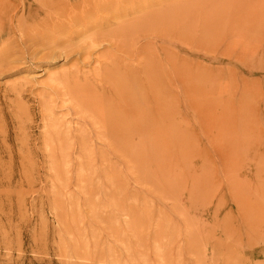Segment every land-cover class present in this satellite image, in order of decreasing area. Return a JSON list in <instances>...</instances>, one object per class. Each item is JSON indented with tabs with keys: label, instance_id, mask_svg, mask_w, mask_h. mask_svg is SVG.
<instances>
[{
	"label": "rangeland",
	"instance_id": "374dc122",
	"mask_svg": "<svg viewBox=\"0 0 264 264\" xmlns=\"http://www.w3.org/2000/svg\"><path fill=\"white\" fill-rule=\"evenodd\" d=\"M85 1L0 0V264H264L262 0H133L124 19L172 3L181 24L127 55L63 33ZM111 52L178 71L173 134H99L74 103Z\"/></svg>",
	"mask_w": 264,
	"mask_h": 264
},
{
	"label": "bare ground",
	"instance_id": "6f19581e",
	"mask_svg": "<svg viewBox=\"0 0 264 264\" xmlns=\"http://www.w3.org/2000/svg\"><path fill=\"white\" fill-rule=\"evenodd\" d=\"M132 1L133 0H87L84 3L89 2V4H84L82 5V7H75L70 10H68L69 8L59 10V12L63 14L64 16L63 18L66 20L65 21L66 24L64 23L65 26L63 33L66 34L68 33V35L70 34L69 38H71L73 36H77L80 33L82 34L83 32L86 33V31H89L90 36L88 37L89 39L88 41L92 43L91 45L104 46V44H108L112 46L111 49L113 48V51L114 50L117 52L122 51L127 55L129 51L125 52L126 49L124 50V48L126 47V44L129 42V40L134 39V42L136 43V41L140 37L147 34V32H151L156 36L158 35V37L165 34L169 35L170 31L172 30L174 31L175 25L176 23H178L177 20L178 19L180 20V18L177 17V15H179V12L177 14V11H175L176 6H173L172 3L169 4L167 1L166 2L168 3V5L166 6L161 5V7L159 6L158 9L152 12V14L149 17H146L145 14L141 15L140 13V16L137 15V17H134L131 20H127L125 18L126 19L125 20L123 16L125 15L127 16V14H131V13H132L131 15H133L134 12L136 13L135 11L136 8L133 9L129 8V5L132 4ZM239 1L240 0H238V2ZM155 2L156 1L152 3ZM137 3H139V1ZM256 9H259L261 10V12H263L262 17L259 19L260 21H258L259 27L263 28L264 0H262V5ZM103 10L107 12L105 16L99 18L96 17V19H95V15H94V19L88 17L89 15L91 17L92 14L97 15L99 11H103ZM181 10L183 9L181 8ZM103 13L105 12L103 11ZM121 16L123 17V20L117 23L116 27L109 26L110 24L109 22H111V19L113 20V18H119ZM222 22L226 24L225 22H227V19H224ZM178 24L176 25L177 28H178ZM105 25H107V27H105ZM75 26L79 30L72 29ZM58 27L61 26L59 25ZM103 28H105V30H103ZM92 30L94 32H92ZM176 31L178 32V30ZM259 33H256V35L253 36L254 42H256L257 39L261 38L258 37ZM238 34H240V32ZM64 35L63 37H65ZM67 41L68 40H66V42ZM258 41L257 43L260 42ZM138 42H137V46H138ZM246 46H248V43H246ZM83 49L85 51V48ZM86 49H88V47H86ZM134 49H135L134 53H136V58H137L136 61L138 64H140V62L144 60L145 52L143 51V46L136 47L135 44L133 50ZM81 50H82V46H78L77 51H80L81 53ZM104 59H105L104 62L105 67L103 69V72L101 73L98 70L99 76L101 77V78L99 77L100 79H96L95 81H92V83L90 82V80H88L89 81L88 82L86 79V82L83 85L74 83L72 87H69V91H71V95H72L71 97L75 99L74 103H76V105H79L80 107L86 110L94 111L95 119L92 118L94 121L92 124L94 125L95 123L96 125V123H98V127L100 126L99 128L103 129V131H101V129L99 130L98 128L97 130L99 131L98 133L113 134V135L114 134H173L175 129L174 87H175V82L179 75L178 71H176L174 66L170 65L173 70L170 73V75H166L165 73L162 75L159 72V70L156 71L157 69L154 70L151 66L145 63L144 66L146 67L142 66L136 69L135 72H131L128 68H126L127 66L123 63L124 58H122L121 56L112 54L111 52V54H107ZM183 80L184 82L186 81L187 83V81L189 80L187 74L183 75ZM101 83L106 84V87L102 88V90L100 89V85H102ZM95 87L99 88L101 91H103V93H101L100 91L101 94L98 95ZM107 89H110V93L113 97L112 103L111 102L108 103L106 97L104 96L105 95L104 93L108 91ZM67 94L70 95L69 93ZM92 116L94 115L92 114ZM92 124L90 122V125L93 127ZM83 132L84 131H81L79 132V134H84ZM95 133H97L96 130Z\"/></svg>",
	"mask_w": 264,
	"mask_h": 264
}]
</instances>
